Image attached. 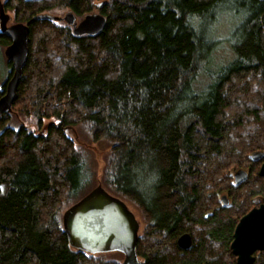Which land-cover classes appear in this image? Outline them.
Masks as SVG:
<instances>
[{"label": "trees", "instance_id": "obj_1", "mask_svg": "<svg viewBox=\"0 0 264 264\" xmlns=\"http://www.w3.org/2000/svg\"><path fill=\"white\" fill-rule=\"evenodd\" d=\"M2 3L14 23L61 9L107 23L80 38L51 20L30 25L18 98L0 120V264H121L75 250L64 231L93 158L66 134L77 126L111 146L100 184L138 210L141 264H237L236 226L264 202V0ZM228 7L245 20L213 69L208 36ZM11 44L0 27V98ZM238 170L249 175L240 185Z\"/></svg>", "mask_w": 264, "mask_h": 264}, {"label": "water", "instance_id": "obj_2", "mask_svg": "<svg viewBox=\"0 0 264 264\" xmlns=\"http://www.w3.org/2000/svg\"><path fill=\"white\" fill-rule=\"evenodd\" d=\"M9 20L0 0V27L3 34L12 41L4 56L13 66V76L7 82L5 95L0 98V120L4 114L13 112L18 98V88L29 55L30 25L39 20L57 19L42 14L28 24L8 25ZM60 21L72 27L73 35L78 38L99 36L107 23L106 17L101 14H90L78 22L73 13H68ZM252 159L260 162L263 154L255 153ZM259 175L264 178V162ZM248 176L247 171L238 170L234 174L235 184L245 182ZM221 201L224 206L230 205L227 195ZM63 226L75 250L90 255L118 252L124 255L122 264H141L137 253L141 223L124 200L110 194L101 184L64 212ZM192 243L189 234L178 239V246L184 250L190 249ZM231 250L237 258V264H255L256 254L264 252V202L240 220L234 232Z\"/></svg>", "mask_w": 264, "mask_h": 264}, {"label": "rangeland", "instance_id": "obj_3", "mask_svg": "<svg viewBox=\"0 0 264 264\" xmlns=\"http://www.w3.org/2000/svg\"><path fill=\"white\" fill-rule=\"evenodd\" d=\"M68 13L71 12H69L68 10L61 9L53 10L47 12L46 14L48 16L56 18L57 20L53 22L57 23L58 25L62 27H70L65 21H60V19H63ZM92 14L100 13L98 10H95ZM7 15L10 17L8 25L18 24L14 23L12 13H8ZM219 20L220 21L216 24V27H211L212 35L208 36L210 42H218L215 44V48L211 51V56L213 58V69L218 68L220 66V61L228 62L232 58L233 52L231 47V36L233 32L237 29V27H239V25L245 20V18L243 14H236V12L231 7H228L223 11ZM77 21L80 22L81 20ZM70 28L72 29V27ZM65 131L68 137L72 139L78 147L89 150V152H91V154L93 155L92 161L88 168V174L90 176H87L86 180L84 181V185L81 188V191L76 197V201H78L79 199L90 193L98 185H100V182L102 180L103 169L105 166V159L111 149V146L106 142H94L82 129V127L79 126L67 128ZM129 206L131 210L136 214L142 227L143 222L138 210L131 204H129ZM107 255L117 258L121 261V264L124 260V255L122 253H107Z\"/></svg>", "mask_w": 264, "mask_h": 264}]
</instances>
